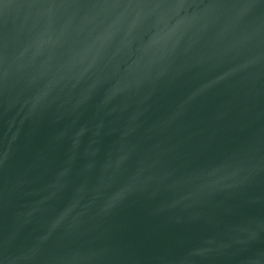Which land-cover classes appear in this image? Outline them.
<instances>
[{"label":"water","instance_id":"water-1","mask_svg":"<svg viewBox=\"0 0 264 264\" xmlns=\"http://www.w3.org/2000/svg\"><path fill=\"white\" fill-rule=\"evenodd\" d=\"M0 264H264V0H0Z\"/></svg>","mask_w":264,"mask_h":264}]
</instances>
